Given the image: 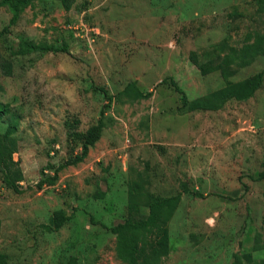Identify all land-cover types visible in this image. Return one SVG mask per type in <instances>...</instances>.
I'll return each mask as SVG.
<instances>
[{"label":"rangeland","instance_id":"rangeland-1","mask_svg":"<svg viewBox=\"0 0 264 264\" xmlns=\"http://www.w3.org/2000/svg\"><path fill=\"white\" fill-rule=\"evenodd\" d=\"M9 3L0 0V58L10 63L0 132L14 124L22 178L15 191L0 173L6 264H126L106 227L123 220L129 185L141 212L180 193L154 264L264 260V73L249 97L199 108L222 99L211 94L224 80L264 69V0H74L67 11L32 0L10 23ZM22 40L42 48L15 54ZM61 42L67 52L53 51ZM101 89L110 100L99 138L48 182L80 152L69 123L96 122ZM55 211L67 216L59 228Z\"/></svg>","mask_w":264,"mask_h":264},{"label":"trees","instance_id":"trees-1","mask_svg":"<svg viewBox=\"0 0 264 264\" xmlns=\"http://www.w3.org/2000/svg\"><path fill=\"white\" fill-rule=\"evenodd\" d=\"M11 16L9 23L13 22L20 9L26 7L32 0H8ZM61 7L67 11L74 0H56ZM3 2V1H2ZM4 3V2H3ZM41 45L34 44L28 41H20L17 44L15 54L29 53L34 50H41ZM53 51L67 52V44L61 42L60 46L53 47ZM0 69L4 75L10 73V63L8 60L0 58ZM220 73L225 78L226 70L220 69ZM264 69L258 71L251 77H248L239 82H231L224 80L221 88L214 91L211 95L223 96L218 103L212 104L211 101L203 103L199 108H217L222 101L228 98L240 100L249 97L260 86ZM174 89L180 91L175 83L170 80ZM131 85L132 94L135 96H147L150 91H141L133 84ZM101 92L107 103H105L100 111L96 122L90 124L84 131H76L78 123L77 119L70 121L69 126L73 128L72 139L80 144V152L70 160L65 161L59 167L54 168L52 175L48 178V182H52L56 178V172L59 168L81 160L95 141L99 138L102 123L103 108H105L110 100V95L104 89ZM183 97V96H182ZM6 110L5 105L0 103V114ZM14 124L5 128L0 132V173L1 182L8 188L18 191L17 183L22 178L21 168L18 166L17 160H13L11 155L16 152L17 141L12 135ZM50 166V165H48ZM257 178H264V174ZM126 214L121 222L107 226L106 229L115 237V254L117 258L126 264H154L156 259L167 253L168 250V228H167V213L171 211L179 201L180 193L177 192L168 196H155L150 198L145 210L140 211L135 201L136 190L133 185H129L126 191ZM200 194V193H194ZM139 213L138 215H136ZM136 215V216H135ZM67 219L61 211H55L51 219L54 228H59ZM6 255L0 253V264H6ZM232 264H239L234 261ZM256 264V263H254ZM257 264H264V260Z\"/></svg>","mask_w":264,"mask_h":264}]
</instances>
